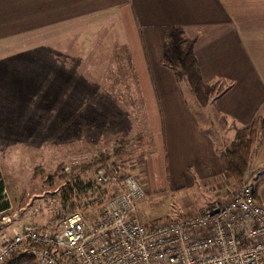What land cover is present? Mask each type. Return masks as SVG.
Instances as JSON below:
<instances>
[{
    "label": "crops",
    "instance_id": "0c3cea01",
    "mask_svg": "<svg viewBox=\"0 0 264 264\" xmlns=\"http://www.w3.org/2000/svg\"><path fill=\"white\" fill-rule=\"evenodd\" d=\"M169 31L189 41L197 86L186 84L188 72L161 64ZM143 33L157 35L148 41L154 72ZM90 47L131 49L135 69L110 78L133 80L134 87L111 86L112 95L121 92L127 100L119 105V94L109 103L101 98L97 119L83 117L81 125L92 123L101 134L100 115L114 113L108 125L125 138L146 141V151L165 154L167 175L212 177L211 190L225 191L232 179L219 155L237 129L255 117L264 121V0H0V76L20 75L18 65L74 64L72 49ZM57 48H65L59 56L64 61L57 60ZM216 84L223 85L217 93L211 91ZM260 128L259 121L254 158L264 149ZM256 197L264 204L259 192Z\"/></svg>",
    "mask_w": 264,
    "mask_h": 264
},
{
    "label": "rangeland",
    "instance_id": "374dc122",
    "mask_svg": "<svg viewBox=\"0 0 264 264\" xmlns=\"http://www.w3.org/2000/svg\"><path fill=\"white\" fill-rule=\"evenodd\" d=\"M143 34L147 35L144 39L150 45L147 51L152 56L150 67L154 72L157 64L153 61V45L148 41L155 42L157 35ZM57 49V60L64 61L59 56L65 48ZM41 50L46 53L43 55H50V49ZM130 50L126 47L74 48L77 63L18 65L22 67L20 75L6 71L9 74L0 76V168L9 202V208L0 212L2 228L20 230L34 226L52 230L59 218L69 211H78L89 224L94 223L108 199L118 191L112 184L96 182L95 173L111 166L141 184L144 196L137 203V214L144 224L189 216L213 201L230 197L238 183L233 179L225 191L217 193L219 190H211L212 177L172 171L167 175L165 154L146 151V141L125 138L109 126L114 113L100 115L101 134L92 123L87 128L81 125L83 117L90 118V122L97 119V103L101 98L109 103L111 96L119 94L113 96L120 97L119 105L127 100L121 92L112 95L111 86L121 89L123 84L126 87L131 84L133 88L134 81L110 77L116 72L127 74L135 69ZM186 72L189 74L186 84L197 86L193 72L189 69ZM213 88L215 90L211 91L217 93L223 85L216 84ZM136 121L142 123L140 119ZM260 131L264 133L261 128ZM102 154L108 156L104 166H90L92 159ZM254 157L255 153L251 154L249 170L242 180L250 185L264 177V149ZM66 166L70 168L65 170ZM78 183L97 186L77 193ZM258 192L264 200V181L258 185L255 196ZM34 264L41 262L36 259Z\"/></svg>",
    "mask_w": 264,
    "mask_h": 264
},
{
    "label": "built area",
    "instance_id": "2783aa9c",
    "mask_svg": "<svg viewBox=\"0 0 264 264\" xmlns=\"http://www.w3.org/2000/svg\"><path fill=\"white\" fill-rule=\"evenodd\" d=\"M105 171L95 173L97 184L118 191L94 223L69 211L52 230L0 226V263L24 252L41 264H264V204L247 181L198 214L144 224L137 214L144 196L139 181L115 166Z\"/></svg>",
    "mask_w": 264,
    "mask_h": 264
},
{
    "label": "trees",
    "instance_id": "16d2710c",
    "mask_svg": "<svg viewBox=\"0 0 264 264\" xmlns=\"http://www.w3.org/2000/svg\"><path fill=\"white\" fill-rule=\"evenodd\" d=\"M161 64L175 73L182 69L183 71L184 69L186 71L189 69L194 75L198 74L189 41L182 32L169 31L164 34L163 58ZM259 121L264 131V121L255 117L247 126L236 130L233 140L219 155V160L223 169L235 182L242 181L249 170L251 146L257 136ZM113 154H116V151H114ZM107 158L108 156L104 154L97 156L96 159H92L90 166H104L105 162H107ZM62 176L66 177L65 174H62ZM262 181H264V177L251 185L254 194H256L257 187ZM96 186L95 183L87 185L78 183L76 184V192L84 193ZM8 208L9 202L5 196V183L0 173V212ZM36 259L34 255L16 252L0 264H34Z\"/></svg>",
    "mask_w": 264,
    "mask_h": 264
}]
</instances>
